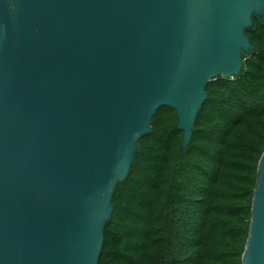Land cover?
Returning <instances> with one entry per match:
<instances>
[{"label": "water", "instance_id": "1", "mask_svg": "<svg viewBox=\"0 0 264 264\" xmlns=\"http://www.w3.org/2000/svg\"><path fill=\"white\" fill-rule=\"evenodd\" d=\"M264 0H0V264H97L117 183L162 106L188 146ZM242 264H264V152Z\"/></svg>", "mask_w": 264, "mask_h": 264}, {"label": "trees", "instance_id": "2", "mask_svg": "<svg viewBox=\"0 0 264 264\" xmlns=\"http://www.w3.org/2000/svg\"><path fill=\"white\" fill-rule=\"evenodd\" d=\"M240 73L205 86L185 150L162 106L117 183L97 264H242L258 162L264 152V24Z\"/></svg>", "mask_w": 264, "mask_h": 264}]
</instances>
